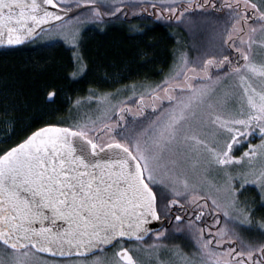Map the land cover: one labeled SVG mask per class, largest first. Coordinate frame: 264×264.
Here are the masks:
<instances>
[{"label":"snow or ice","instance_id":"snow-or-ice-1","mask_svg":"<svg viewBox=\"0 0 264 264\" xmlns=\"http://www.w3.org/2000/svg\"><path fill=\"white\" fill-rule=\"evenodd\" d=\"M93 2L0 0V46L23 44L54 21L60 28L74 20L83 23L81 18L88 13L79 10ZM234 3L225 6L236 11L240 27L233 29L235 40L231 33L227 38L238 59L224 55L215 64L209 59L140 94L133 104L156 116L132 136L113 132L108 124L97 132L95 121L50 125L0 155V264H41L37 253L66 258L62 264H101L93 256L104 246L115 247L114 242L121 245L115 253L119 261L137 264L122 241L133 237L142 241L149 219H159L152 185L161 182V176L179 169L190 153L203 151L210 154L207 163L222 166L227 173L228 166L243 159L231 155L233 146L245 140L249 150L243 156L249 164L264 157V0ZM165 8L171 12L177 5L162 4L161 10ZM118 11L119 5L108 10L112 15ZM88 12L100 18L99 8ZM61 35L82 67L78 31ZM254 45L260 48L258 55L252 52ZM225 76L237 79L239 93L226 91L216 109L204 113L202 106L216 96ZM52 96L55 92L49 93ZM197 121L202 127L213 126L219 139L211 147L190 131ZM254 135L259 136V145L248 139ZM182 183L183 195L194 205L189 226L199 246V264H264V243L246 242L238 231L253 222L247 204L233 197L230 214L210 195L199 193L196 185ZM246 184L258 187L264 201V164L240 174L239 189ZM204 216L210 219L203 226L195 223Z\"/></svg>","mask_w":264,"mask_h":264},{"label":"trees","instance_id":"trees-1","mask_svg":"<svg viewBox=\"0 0 264 264\" xmlns=\"http://www.w3.org/2000/svg\"><path fill=\"white\" fill-rule=\"evenodd\" d=\"M226 3L235 6L234 0H183L170 12L166 8L161 10L160 3H154L155 8L151 7L153 2L128 4L120 6L122 11L115 15L108 12L115 5L100 3L92 7L100 9L99 19H94V14L88 10L84 11L96 23L85 28L78 45L82 67L76 64L73 48L64 42L41 44L35 40L18 48H0V155L41 128L71 125L69 122L78 102L118 86L162 83L164 74L171 72L181 52L189 54L194 61L187 69L203 65L209 59L215 64L224 55L234 61L237 53L229 47L233 41L227 37L231 33L235 40L237 33L233 29H239L240 25L236 24V11L226 7ZM240 10L243 11L242 4ZM193 29H197L199 42L203 32L207 36L212 31L217 32V47H210L208 43L200 50L203 58H194L198 53L191 47ZM224 66L227 67V62ZM73 72L77 74L73 76ZM187 75L193 73L187 72ZM51 92H55V96L50 98ZM136 98L125 102L106 123L113 132L132 136L149 118L155 119L156 114L150 109L141 112L133 104ZM104 125L98 127L97 132ZM155 191L162 219L171 220L175 209L192 204L184 197H173L165 189ZM244 191L246 195L241 201L251 208L253 222L250 228L240 230L242 238L253 244L264 243L260 233L248 231L264 223V201L258 196L256 187L248 186ZM192 220L194 218L174 221L146 241L136 243H162L173 239L182 244L191 241L198 248L189 226ZM205 221L208 216L195 223L203 226Z\"/></svg>","mask_w":264,"mask_h":264},{"label":"rangeland","instance_id":"rangeland-1","mask_svg":"<svg viewBox=\"0 0 264 264\" xmlns=\"http://www.w3.org/2000/svg\"><path fill=\"white\" fill-rule=\"evenodd\" d=\"M182 1L183 0H94V2L89 5L106 3V5L112 4L113 6L119 5L124 7L128 4L140 5L151 4V2L160 4L175 2V4H179ZM255 2L259 3V0H255ZM81 19L84 21L83 23L74 20L71 24L65 25L63 28L54 27L52 30L43 33L37 39V42L41 44L64 42L66 45L70 46L62 37L61 33L67 35L68 33H70V31L77 30L78 36L76 43L79 45L82 33L84 32L85 28L95 22V20L90 18V16L88 15L87 17H82ZM196 32L197 29H193V31L191 32V47H194V49H196L198 53L194 58H203L202 56H200L203 54L200 50L205 49L208 43H210V47H217V32L212 31L208 36L203 32V34L200 35V42L197 39ZM210 52L216 51L211 50ZM252 52L258 55L260 53V48L257 45H254ZM177 58L178 60L171 72L168 74H164L163 81L170 75H173L177 72L183 73L187 70L188 67L193 66L194 61L191 60L189 54L181 52L177 55ZM225 80L227 81V83H224ZM237 83L238 81L234 77H223L220 85L218 86L216 96L206 101L205 105L202 106V111L204 113H208L213 111V109H216L217 101L223 97L226 91L234 90L238 94L239 89L236 88ZM154 85L157 84L146 82L144 85L136 84L132 86H118L111 91L102 92L95 98L78 103L74 108L73 116L69 123L71 125H74L77 122L91 124L92 121H95L97 129L101 125H104L107 122L111 121L115 117L121 106L125 104V102H128L134 97H138L140 94L146 92ZM209 104L212 105L211 108L208 107ZM206 118L207 117H205V119ZM71 125L67 124L66 127ZM190 131L200 138L206 140L210 147L215 141L219 139L213 134V126L209 125L207 127H202L199 126L198 121L193 123ZM105 139H107V137H105ZM248 139H250L254 145L260 144L258 135H254ZM248 150V140H245L244 143L233 146V152L231 153V155L237 157L238 159L243 157V159L238 164L234 163L228 166L227 173L222 166L207 163L206 158L210 156L208 152L203 151L199 155H197L196 153H190V159L185 160L179 169L173 171L172 173L161 176V182L152 185V187L153 189H165L166 191L170 192L173 197L176 198H186L183 195L184 189L182 183L186 180L190 186L196 185L197 191L199 193L210 195L217 201V203L221 204L222 207L229 208V202L233 199V197L241 201V199H244L246 195L244 194V189L246 187H256L251 184H246L242 189H239L240 174L242 172H247L249 168H259L261 164H264V157H255L253 158L252 163L249 164V158L243 156V153ZM230 186L231 188H237L238 190L236 192H233L231 191ZM256 188L258 191V196L261 197L260 189L258 187ZM177 192H179L180 195H177ZM210 203L211 201H209V204ZM229 212L231 214L230 208ZM250 227L251 225L241 226L238 229L240 235L241 231L243 232L242 228L247 229ZM253 230L260 233L262 235V239H264V228L258 226V228H251L248 231L252 233ZM174 241L175 242H173V239H168L166 240V242H149L150 244L145 243L146 245L136 242L128 244L122 242V246L128 248L137 264H199L200 256L198 248L195 246V244H193L191 241H183V244L180 240ZM245 241L249 242L247 240ZM120 246V244H117L111 249L104 248L103 252H98L97 254H95L93 256V259H99L101 264H124L123 261H119V258L115 256V253L120 250ZM0 255H3L2 251H0ZM36 257L41 261V264H53V262H55V264H62V262L65 261V259L52 258L40 253H37Z\"/></svg>","mask_w":264,"mask_h":264},{"label":"water","instance_id":"water-1","mask_svg":"<svg viewBox=\"0 0 264 264\" xmlns=\"http://www.w3.org/2000/svg\"><path fill=\"white\" fill-rule=\"evenodd\" d=\"M96 7V6H99L97 4L95 5H88L87 8H82L80 9L79 11L81 12H84L85 10H88L89 8H92V7ZM60 22L58 21H54L52 22L51 24H47V25H43L42 28L44 29L42 32L38 29V34L35 35L34 37L32 38H29L27 40H25V42L23 44H20V45H4V46H0V48H18V47H21V46H24L25 44L27 43H31L33 41H35L36 39H38L43 33L47 32V31H50L52 30L54 27H56L55 25H59ZM154 190V189H153ZM155 192V191H154ZM155 207H156V212L159 216V219H155V218H150L149 219V222L145 225V227L148 229V232L146 234H144V238L142 241H145L147 240L152 234L156 233V232H159L161 231L163 228L165 227H170L171 224L173 223V219L171 221H168L167 219H161L160 218V215H159V212H158V208H157V197H156V202H155ZM179 216H176L175 218H177ZM181 221V220H179ZM123 241H127V242H134V241H137L134 237L132 239H128V238H123ZM114 244H116V242H114ZM113 246H104L105 249H109ZM130 253V252H129ZM97 254V253H95ZM42 255H45V256H48V257H51L49 256L48 254L44 253ZM53 258V257H52ZM57 259H66V258H62V257H55Z\"/></svg>","mask_w":264,"mask_h":264},{"label":"flooded vegetation","instance_id":"flooded-vegetation-1","mask_svg":"<svg viewBox=\"0 0 264 264\" xmlns=\"http://www.w3.org/2000/svg\"><path fill=\"white\" fill-rule=\"evenodd\" d=\"M237 59H238V56L236 57V59L234 61H236ZM193 209H194L193 203L192 204L188 203V204L181 205L180 208L175 209L176 212L175 211L172 212V214H173V217H172L173 222L174 221L182 222L183 220H189V219L194 218V210ZM176 216H179L180 219L175 218ZM209 219L210 218L208 217V220ZM179 220H181V221H179ZM198 222H201V219L198 220Z\"/></svg>","mask_w":264,"mask_h":264}]
</instances>
